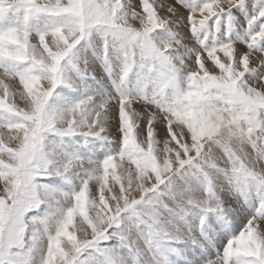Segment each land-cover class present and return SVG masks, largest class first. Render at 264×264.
<instances>
[{
    "label": "snow or ice",
    "instance_id": "1",
    "mask_svg": "<svg viewBox=\"0 0 264 264\" xmlns=\"http://www.w3.org/2000/svg\"><path fill=\"white\" fill-rule=\"evenodd\" d=\"M0 264H264V0H0Z\"/></svg>",
    "mask_w": 264,
    "mask_h": 264
}]
</instances>
